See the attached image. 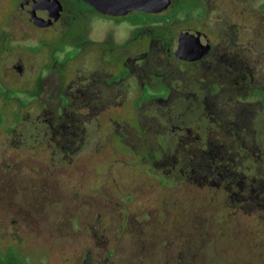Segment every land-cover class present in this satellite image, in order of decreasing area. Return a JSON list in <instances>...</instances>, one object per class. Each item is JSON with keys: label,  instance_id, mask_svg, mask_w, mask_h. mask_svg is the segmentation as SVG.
<instances>
[{"label": "flooded vegetation", "instance_id": "obj_1", "mask_svg": "<svg viewBox=\"0 0 264 264\" xmlns=\"http://www.w3.org/2000/svg\"><path fill=\"white\" fill-rule=\"evenodd\" d=\"M164 1L168 6L159 12L132 10L124 15L103 13L88 0L14 2L18 18L24 19L30 30L28 38L35 41L28 51L39 55L44 62L26 68L19 59L11 66L12 71L20 80L27 77L24 84L61 86L52 98L57 104L42 108L31 104V100L37 99L36 92L19 90L25 97L21 99V105L25 100L29 109L43 116L47 126L46 140L44 144L42 140L22 143L14 132L5 134L20 159L0 162V179L19 174L21 188L28 192L35 185L44 188L48 180L60 182L68 174V168H74L77 163L88 161L86 172L94 176L95 161L99 167H108L113 162L125 165V161L102 162L99 154L102 150H115L125 157L141 147L150 151L154 159L159 158L152 164L156 166L160 162L164 169L152 173L162 176L171 187L200 184L215 190L216 197L221 193L233 202L261 207L264 177L255 188L256 181H249L245 168L254 170V175L264 165V143L261 144V139L256 140L257 136L264 137V50L254 48L249 37H237L232 18H245L249 22L257 19L264 33V17H261L264 16V0ZM133 14L146 20L129 18ZM43 15L49 18L46 26L37 22V18ZM12 39L6 32L0 34V60L11 52ZM16 45L20 48V42ZM105 58L112 71L104 70L101 74L100 70L95 71L92 62L100 65ZM219 62L232 69L220 72ZM0 73H5L1 65ZM106 88L112 90V97L107 100L101 96ZM138 88L142 89L139 93ZM186 88L193 89L189 95L204 112L203 123L197 121L203 125L196 124L194 128L193 122L186 124L182 119L173 122L163 116L170 112V105L186 95ZM1 90L10 92L15 89ZM7 97L11 99L13 96ZM130 101H137L143 108L147 106L157 117L144 132L134 135L137 141L129 143L124 135L112 133L118 140H108L101 149L88 150L82 157H75L77 152L84 153L82 147L88 137L90 117L101 115L105 122V116L111 114L109 112L116 107L115 104L123 111L125 106L131 108L127 105ZM77 104L84 106V110L79 112ZM154 104H159L158 110L152 106ZM72 105L77 106V112L69 110ZM258 122L263 129L258 130ZM146 134L151 135L149 139ZM152 139L155 140L152 142ZM172 145L176 147L174 153L169 152ZM154 149L161 154L154 153ZM28 152L33 156L24 160ZM252 155L261 160L249 162ZM139 156H135L133 163L147 168L152 166L139 161ZM111 173L112 169L109 170ZM149 179L166 186L154 178ZM105 184L110 185H102ZM102 185L98 193L83 198L86 208L82 214L67 210L63 219L65 208L61 209L52 230L57 233L56 239L73 244V248L82 246L88 250L110 249L114 243L120 245V239L112 243V209L96 197ZM121 199L133 201L128 195ZM30 200L34 209H39V200ZM70 200L78 203L75 190L71 191ZM18 212L0 204V229L17 226L32 234L30 241L37 242V234L45 231L38 230L36 225L28 226L27 221L33 224L35 220H27L21 211ZM69 224L70 233L67 232ZM81 227L86 228L85 235L79 231ZM74 233L76 237L72 238ZM97 233L100 240L84 245L85 240ZM53 237L52 234L46 236L48 241L43 242L53 244L56 241ZM90 257L91 253L87 252L86 263Z\"/></svg>", "mask_w": 264, "mask_h": 264}, {"label": "rangeland", "instance_id": "obj_2", "mask_svg": "<svg viewBox=\"0 0 264 264\" xmlns=\"http://www.w3.org/2000/svg\"><path fill=\"white\" fill-rule=\"evenodd\" d=\"M16 1L0 0V34L6 32L13 37L11 52L6 53L0 60V65L5 70L4 74L0 73V162H15L20 159L12 141L8 140L5 134L11 135L14 132L22 143H36L42 140L44 144L46 140L47 126L43 116L29 109L25 100L21 105V99L25 97L19 90L36 92L37 99L31 100V104L42 108L57 104V100L52 98L61 86V84H24L27 77L23 76L20 80L12 71L11 66L19 59L26 68L44 62L39 55L37 57L28 51V47L35 45V41L28 38L30 30L25 20L18 18L14 4ZM129 18L146 20L134 14ZM232 21L237 37H249L254 48L259 47L264 50V33L263 29L259 28L257 19L249 22L245 18L234 16ZM103 40L104 38L99 41ZM19 42L20 48L16 47ZM133 49L135 50L134 47ZM104 61L100 65L92 62L95 71L100 70L101 74L104 70L112 71L106 58ZM213 61L217 62V60ZM105 63L108 68L104 66ZM218 65L220 72L232 69L221 62ZM159 79L163 81L160 77ZM1 89L15 90L6 92ZM192 90L186 88V95L170 105V112L163 114L167 120L174 122L182 119L186 124L193 122V128L196 124L203 125L204 112L189 95ZM136 91L139 93L142 89L138 88ZM101 93L106 100L112 97L111 89H103ZM7 96L13 97L9 99ZM127 105L131 108L126 109L125 106L122 111L115 104L116 107L109 112L111 114L105 116L107 117L105 122L101 115L90 117L88 137L82 147L84 153L77 152L75 157H82V154L88 150L101 149L108 140H118V137L112 136V133L124 135L129 143L137 141L134 135L144 132V129L152 123L151 120L157 119L154 111L147 106L143 108V105H138L137 101H130ZM158 105L152 106L157 107L158 110L160 107ZM76 107L72 105L69 110L77 112ZM78 107L79 112L84 110V106L78 105ZM199 120H202V123H197ZM257 126L258 130L263 129L260 122ZM262 134L264 135V132ZM145 136L149 139L151 135ZM258 137L256 140L261 139V144L264 143V137ZM154 140L152 139V142ZM170 147L169 152L174 153L176 147L174 145ZM139 149L127 153L126 158L115 150H102L103 152L99 153L102 162L125 161V165L122 162H113L108 164V167H99L95 161L94 176L86 172L85 165L88 161L83 158L86 163H77L74 168H68V174L64 179H60V182L48 180L44 188L40 189L39 185L38 188L35 185V188L28 192L22 190V179L19 174L0 179V204L7 208L12 207L14 212L21 211L27 220L30 218L35 220L33 224L27 221L28 226L36 225L38 230L45 231L37 234L35 237L37 242H32L30 241L32 234L27 230L10 225L6 229H0V256L7 257H2L6 264H264V202H261V207L233 202L229 196L220 193L216 197L215 190L195 183L171 187L162 176L157 177L153 174L164 169L160 162L156 163V166L152 164L159 158L154 159L150 151ZM154 153L161 154L156 149ZM137 154H140L137 158L139 161H146L152 166L147 168L146 165L133 163ZM188 155L191 156V153ZM30 156H33L32 152L25 153L23 159L29 160ZM260 160V157L252 155L249 162ZM111 169L112 173L109 174ZM245 171L249 175V181L255 180V188H258L259 182H262L261 177H264V165L254 175H252L254 170L251 171L246 167ZM149 178L166 183L165 185L171 189L160 186ZM103 183L110 185L104 186ZM100 185L102 187L96 197L112 209V243L120 239V245L115 246L114 243L110 249L88 250L82 249V246L73 248V244L56 239L57 233L52 230L61 214V209L65 208L63 219L68 211L82 214L86 208L82 202L83 198L88 194L98 193ZM72 190H75L79 196L78 203L70 200ZM127 195L132 196V202L121 199ZM31 198L39 200V209H34ZM67 229L70 233V224L67 225ZM79 231L85 235L86 228L81 227ZM51 234L56 241L53 244L43 242L48 241L45 238ZM75 237L74 233L72 238ZM98 240L100 236L97 233L96 236L85 240L84 245H91ZM87 252L91 253L88 263L85 262Z\"/></svg>", "mask_w": 264, "mask_h": 264}, {"label": "water", "instance_id": "obj_3", "mask_svg": "<svg viewBox=\"0 0 264 264\" xmlns=\"http://www.w3.org/2000/svg\"><path fill=\"white\" fill-rule=\"evenodd\" d=\"M99 11L112 15H124L132 10H143L146 12H159L168 5L164 0H88ZM48 16L37 18L39 25H48Z\"/></svg>", "mask_w": 264, "mask_h": 264}, {"label": "trees", "instance_id": "obj_4", "mask_svg": "<svg viewBox=\"0 0 264 264\" xmlns=\"http://www.w3.org/2000/svg\"><path fill=\"white\" fill-rule=\"evenodd\" d=\"M2 257H6V256H3V255L0 256V264H6V262L3 260L4 258H2ZM7 264H9V263H7Z\"/></svg>", "mask_w": 264, "mask_h": 264}]
</instances>
